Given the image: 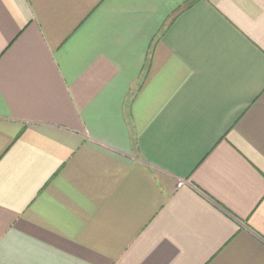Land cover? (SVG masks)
Returning a JSON list of instances; mask_svg holds the SVG:
<instances>
[{
  "label": "crops",
  "instance_id": "0c3cea01",
  "mask_svg": "<svg viewBox=\"0 0 264 264\" xmlns=\"http://www.w3.org/2000/svg\"><path fill=\"white\" fill-rule=\"evenodd\" d=\"M0 264H264V0H0Z\"/></svg>",
  "mask_w": 264,
  "mask_h": 264
}]
</instances>
